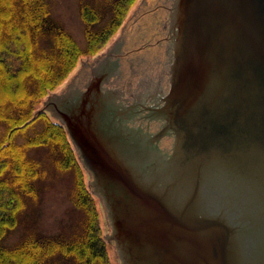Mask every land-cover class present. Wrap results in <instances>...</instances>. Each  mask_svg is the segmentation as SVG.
Masks as SVG:
<instances>
[{
    "label": "water",
    "instance_id": "1",
    "mask_svg": "<svg viewBox=\"0 0 264 264\" xmlns=\"http://www.w3.org/2000/svg\"><path fill=\"white\" fill-rule=\"evenodd\" d=\"M104 78L40 109L91 174L121 264H264V0H173L160 105L164 81ZM120 96L153 105L162 128L128 125L137 105Z\"/></svg>",
    "mask_w": 264,
    "mask_h": 264
},
{
    "label": "trees",
    "instance_id": "2",
    "mask_svg": "<svg viewBox=\"0 0 264 264\" xmlns=\"http://www.w3.org/2000/svg\"><path fill=\"white\" fill-rule=\"evenodd\" d=\"M137 0H112L109 16L83 3L86 43L50 20L49 0H0V264H112L98 198L65 126L38 103L56 90L83 56L100 52ZM71 171L75 207L84 213L75 237L29 236L12 247L2 240L15 228L38 181Z\"/></svg>",
    "mask_w": 264,
    "mask_h": 264
},
{
    "label": "rangeland",
    "instance_id": "3",
    "mask_svg": "<svg viewBox=\"0 0 264 264\" xmlns=\"http://www.w3.org/2000/svg\"><path fill=\"white\" fill-rule=\"evenodd\" d=\"M49 1L50 20L71 33L82 47L86 43L84 21L81 16L83 3H91L97 8L102 17L100 24H103L109 16L108 4L112 2V0ZM172 2L173 0H137L104 48L95 55L81 57L77 67L56 91L82 85L85 82L82 78L88 75L89 80L104 76L103 87L160 83L167 72V37ZM120 53H125V56H119ZM104 62H109L111 66L105 73L100 72L94 77L92 66L103 65ZM77 73L78 76L74 77ZM44 99L40 104L38 103V108L43 106ZM84 170L89 185L91 174L85 167ZM56 171L59 172H53L49 164L48 177L38 181L36 197L26 199V206L20 211L15 228L2 240V244L12 247L29 236L69 238L81 233L84 213L74 205L73 174L67 170ZM96 196L103 236H105L110 232V225L103 201L98 195ZM107 248L111 263L121 264L114 243L107 241ZM56 264L69 263L61 261Z\"/></svg>",
    "mask_w": 264,
    "mask_h": 264
},
{
    "label": "flooded vegetation",
    "instance_id": "4",
    "mask_svg": "<svg viewBox=\"0 0 264 264\" xmlns=\"http://www.w3.org/2000/svg\"><path fill=\"white\" fill-rule=\"evenodd\" d=\"M168 38V37H167ZM166 38V39H167ZM118 52V51H117ZM116 55V54H115ZM110 56H111V53H110ZM119 56H125V53H120ZM111 66V64L109 62H104L103 65H97V66H92V74H94V77L96 76L97 73H100V72H104ZM80 71V70H79ZM78 71V73H79ZM78 73L76 75H74V77L78 76ZM85 82H83L82 85L78 84L76 87L78 88H81V89H85L86 88V84H88V82L90 81L89 80V75L88 76H85L84 78H82ZM86 81H88L86 83ZM162 90L159 94H156L154 97H156L157 99V103H156V106L157 105H160L161 102V96H162V92H166L167 89H166V85H167V80L166 78H164V76L162 77ZM86 83V84H85ZM85 84V85H84ZM146 88V87H145ZM53 93H58L56 90H53L51 91ZM50 92V93H51ZM61 93V92H60ZM48 95V94H47ZM135 101V100H134ZM134 101H127L126 98L120 96V101L118 102H122L128 106H130L131 104H134L136 103L137 105V108L135 107V109L129 113L128 117L129 119H125L126 123L128 125H131L132 123H130V121L132 120V118H137V125H133V126H137V127H140V128H144L145 130H149L151 132H156L158 130H160L162 128V119L161 118H157L155 116L151 117V113L150 111L148 110L149 108H154V106L152 105V107H147L146 105H144L143 107L140 106V102H134ZM130 104V105H129ZM134 106V105H133ZM133 122V120H132ZM164 123V122H163ZM143 126V127H142ZM160 143H162V146L160 145ZM172 143H173V136L172 135H166V136H163L162 138H160V140H158V144L159 146H161V148L165 151L169 150L172 146Z\"/></svg>",
    "mask_w": 264,
    "mask_h": 264
}]
</instances>
